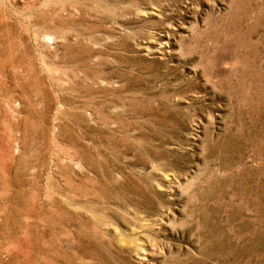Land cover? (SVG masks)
Wrapping results in <instances>:
<instances>
[{"label": "rangeland", "instance_id": "rangeland-1", "mask_svg": "<svg viewBox=\"0 0 264 264\" xmlns=\"http://www.w3.org/2000/svg\"><path fill=\"white\" fill-rule=\"evenodd\" d=\"M0 264H264V0H0Z\"/></svg>", "mask_w": 264, "mask_h": 264}]
</instances>
